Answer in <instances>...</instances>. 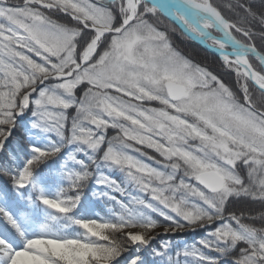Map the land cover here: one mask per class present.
Wrapping results in <instances>:
<instances>
[{
    "label": "snow or ice",
    "instance_id": "snow-or-ice-1",
    "mask_svg": "<svg viewBox=\"0 0 264 264\" xmlns=\"http://www.w3.org/2000/svg\"><path fill=\"white\" fill-rule=\"evenodd\" d=\"M0 264H264V0H0Z\"/></svg>",
    "mask_w": 264,
    "mask_h": 264
},
{
    "label": "trees",
    "instance_id": "trees-1",
    "mask_svg": "<svg viewBox=\"0 0 264 264\" xmlns=\"http://www.w3.org/2000/svg\"><path fill=\"white\" fill-rule=\"evenodd\" d=\"M217 2L219 3L220 0H217ZM161 27L168 32L170 38L172 39L173 45L177 49H179L185 55L192 57L197 62L207 64L214 71H216L217 74L221 75L226 83L235 87L233 76L220 68L219 61L215 55L209 53L194 41H190L186 38L181 37L179 31H172L174 25H170L167 20L164 21V24L161 25ZM91 208L101 216H103L107 211L103 206L99 204H94V206H92ZM199 235V233H186L174 237L173 240L178 242L187 241L190 243L197 239Z\"/></svg>",
    "mask_w": 264,
    "mask_h": 264
},
{
    "label": "water",
    "instance_id": "water-1",
    "mask_svg": "<svg viewBox=\"0 0 264 264\" xmlns=\"http://www.w3.org/2000/svg\"><path fill=\"white\" fill-rule=\"evenodd\" d=\"M195 43H197V44H199V42H196V41H194ZM200 45V44H199ZM201 46V45H200ZM201 47H203V46H201ZM204 48V47H203ZM205 49V48H204ZM206 50V49H205ZM207 51V50H206ZM210 53V52H209ZM212 54V53H211Z\"/></svg>",
    "mask_w": 264,
    "mask_h": 264
},
{
    "label": "rangeland",
    "instance_id": "rangeland-1",
    "mask_svg": "<svg viewBox=\"0 0 264 264\" xmlns=\"http://www.w3.org/2000/svg\"><path fill=\"white\" fill-rule=\"evenodd\" d=\"M92 206H93V205H92ZM92 206H91V207H92Z\"/></svg>",
    "mask_w": 264,
    "mask_h": 264
}]
</instances>
